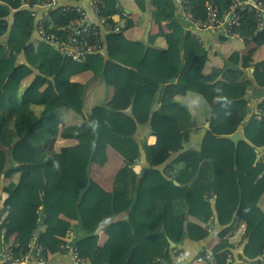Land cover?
I'll return each mask as SVG.
<instances>
[{
	"label": "trees",
	"instance_id": "trees-1",
	"mask_svg": "<svg viewBox=\"0 0 264 264\" xmlns=\"http://www.w3.org/2000/svg\"><path fill=\"white\" fill-rule=\"evenodd\" d=\"M39 1L0 0V202L4 194L12 203L9 212L0 210V216L22 222L17 235L21 249L27 250L33 233L45 226L38 241L47 257L60 250L74 223L83 232L78 253L92 264H110L126 250L127 263L156 264L160 258L174 264L180 261L185 238L205 240L210 234L207 226L219 224L220 243L212 255L220 264H230L228 235L245 221V254L262 256L264 94L255 109L260 119L255 111L251 114L246 96L248 89L264 91V59L255 61L234 51L227 59L230 64L221 66L213 47L210 55L199 37L185 29L176 0H151L154 23H166L168 30L150 31L148 40L128 34L141 28L138 24H147V0H136V19L122 13L121 0H99L101 16L112 21L123 14L120 23L112 21L121 30L108 36L109 42L119 36L121 49L114 56L96 54L77 62L34 39L35 18L22 6ZM208 3L224 12L231 0H186L201 19ZM45 22L48 34L65 38L61 9L51 11ZM257 26L256 16L247 12L236 31L249 44L264 38ZM85 73L101 75L120 107L86 109V83L78 80ZM172 78L176 81H169ZM192 92L209 105L205 114L210 125L200 149H184L199 122L179 97ZM57 99L83 120L54 132L45 127L32 132L43 120L51 123L57 117ZM156 102L160 106L154 110ZM148 123L158 138L154 145L138 136L139 126ZM243 124L246 139L236 144L230 135ZM60 139L75 142L57 149ZM24 140L33 152L16 161L13 152ZM141 146L147 164L138 174L134 163L141 159ZM109 149L123 159L112 190L90 175L92 164L108 162ZM25 176L28 182L22 187ZM116 198L129 202L125 221L106 227L102 243L95 232L117 218Z\"/></svg>",
	"mask_w": 264,
	"mask_h": 264
},
{
	"label": "crops",
	"instance_id": "crops-1",
	"mask_svg": "<svg viewBox=\"0 0 264 264\" xmlns=\"http://www.w3.org/2000/svg\"><path fill=\"white\" fill-rule=\"evenodd\" d=\"M176 1L178 3V14L181 15V2H180V0H176ZM82 3L87 7L88 12H89V16L91 17V19L97 20V16H96V13L93 9L91 0H83ZM135 5H136V0H121V2H120V7L123 10L122 13L128 14L133 19H136V17H139V14L135 15L133 13V9H134ZM147 6H148L147 13H146L147 24L144 26H141L140 24H138L141 28H136L134 30H131L129 33L127 32L129 35L135 37L136 39L141 38V39L148 40L150 31H152V33H155L159 30H163V32H166L168 30V28L166 27V23L162 24L161 26L154 23L152 16H151V11H152L151 0H147ZM123 14H118V15L114 16V18L120 23L121 17ZM184 27L186 29L185 23H184ZM195 34L199 37V39L203 43V45L206 48L210 49V55H212V47H213L214 55L218 56V58H219L218 63L220 65L225 63L222 61V59L225 58L224 56H226L225 59H228V56L232 52L237 51L235 43H230L229 45L223 44V41L226 42L227 41L226 39L229 37L224 36V35L222 36L221 33H216V32H212V31H198ZM223 37H225V38H223ZM238 39L243 40L242 38H238ZM157 40H159V42H162L163 39L158 38ZM109 47H110V54L108 53V55H107L108 57L114 56L115 54H117L120 51L121 47H120V42H119V36L111 38ZM260 48L255 49V55L256 56H259L258 52H259ZM260 60H263V59H260ZM260 60L258 59L255 61H260ZM100 93H101V91L96 92V95H95L96 101H101L104 99L103 96H99ZM263 94H264V91L255 92L252 89H249V91L247 92L246 97L249 100V104H250V107L252 110L251 114L253 113V111H255L258 103L261 101ZM112 97H113V92H112L111 96L109 95L106 98V102L104 105L111 106L114 108H119L120 107L119 101L117 100V98H112ZM179 98L184 103H186L187 105L190 106V108L193 110V112H194V114L197 117L198 122H199L198 127L191 132L188 140L184 143V149H200L201 145H202L203 137L206 134L207 130L209 129V125H210V122L206 119V114H205L209 105H207L208 103L205 102L206 101L205 97H203L197 93H194V92L189 93V94L184 95V96H180ZM60 103L61 102L59 99H57L55 101V104L57 105L58 110L60 107ZM159 106H160L159 102H156L155 106H154V110H157L159 108ZM67 114H68L70 121H72V122L67 123V122H64V120H60L57 117H52L51 123H48L47 121L43 120L39 125L35 126L32 129V132L41 128V127H45L49 131L54 132L59 127L61 128L63 125L75 124V123H79L83 120L82 116H80V119H76L75 115H72V113H67ZM150 127H151L150 123L140 125L139 129H138V136L147 140L148 144L154 145L157 142L158 138L155 134H153ZM32 132L29 134V136L32 134ZM243 134H244V132H243ZM58 142H59L60 146H64V145H68L70 143H73L75 141L72 139H60V140H58ZM32 152H33V149L28 144L27 140L19 142L17 144L16 150H15V153L18 156L17 159H19L20 157L23 158L25 156V154L32 153ZM176 153H178V152H175L173 154V156L177 155ZM108 154L110 156V149L108 151ZM259 157H260V155H259ZM109 160H110V157H109ZM109 160H108V162H109ZM118 163H119L118 164L119 166L114 170V172L112 174L107 175L105 171H103L100 175L98 174L99 180H96V181L99 182L101 185H103L108 190H111L113 188L112 185H113V180H114L115 174H116L117 170L119 169V167H121L123 165L122 157H121V160L118 159ZM134 164H135V168H136L137 173L141 174L143 171V167L147 163L143 162L142 159H140V160L136 161ZM105 165H103V166H105ZM100 166H102V165H100ZM27 182H28L27 177L25 176L24 179L22 180L21 186L22 187L25 186L27 184ZM128 206H129L128 201L116 198L115 199V209L118 213V216L113 221L107 223L106 227L112 226L115 222H117V220L122 221V222L125 221L124 217H125V213L128 209ZM11 208H12V203L7 201L6 196L4 194H2V200L0 202V210L5 209L6 212H9L11 210ZM0 220L1 221L3 220V224H2L3 230L0 232V243L2 242L3 239L10 240V241H18L17 235L21 231L22 222L19 220L5 221L4 217H1V216H0ZM106 227L104 229H102L100 232L96 233V234H99V236H100L99 241L102 243H104L107 239L108 234L105 231ZM44 229H45V226H41V228L39 230L43 231ZM222 229H223V227L221 225L214 224L212 226V232L209 234V237L205 240L195 241V240H192L190 238H185L184 241L182 242L181 246H180V248H182V250H183L184 259L180 260L174 264H191L193 262L194 258L196 257V255L198 254V252L202 248H205L208 250H213V248L218 243H220L219 233ZM245 230H246V222L240 221V224L228 235L232 254L234 255V257L238 263L264 264V257L263 256H259L257 258H248L246 256L245 246H246L248 239L245 236ZM65 234L66 235L63 237L66 240V242H65L66 247L65 248H63V249L61 248V244H62L61 243L59 245L60 250H58L54 253L48 254L47 257L44 256L45 261L43 263H38L34 256H30L25 264H78L74 260V253L71 249V246L75 245L78 248V242H79V240H82L83 232H81L80 226L78 224L73 223V224H71L70 229L68 231H66ZM128 254H129V250H126L122 253L116 254L112 258V261L110 264H134V260L131 261L130 263H127Z\"/></svg>",
	"mask_w": 264,
	"mask_h": 264
},
{
	"label": "built area",
	"instance_id": "built-area-1",
	"mask_svg": "<svg viewBox=\"0 0 264 264\" xmlns=\"http://www.w3.org/2000/svg\"><path fill=\"white\" fill-rule=\"evenodd\" d=\"M83 0H40L38 3L26 2L22 7L31 10L35 18L34 39L45 41L55 47L65 58L77 62L84 61L90 55L101 54L107 56L109 53L108 36L112 33L119 32L121 25H115L117 20L114 18L110 21L105 15H100V1L91 0L93 9L96 13L97 20L91 19L87 7L82 3ZM181 2V15L186 23V30L195 34L198 31H220L228 37L240 38V32L236 31L244 21L245 13L249 12L256 16L258 20L257 32L264 30V0H231V3L224 12H220L211 4L206 6V17L201 19L196 17L186 4V0ZM55 9H61L64 14V24L60 27L65 38L56 37L45 31V19L49 13ZM256 32V34H257ZM253 70V68L251 69ZM249 89L247 90V92ZM263 100V97L261 98ZM257 118L262 114L255 111ZM3 224V220H0ZM3 230V229H2ZM0 230V232L2 231ZM209 233L212 227L207 226ZM39 230L33 233L28 249L22 250L18 241L3 239L0 243V264H25L30 256H34L38 263L45 261L44 246L38 241ZM66 244L62 243L61 248ZM74 253V260L78 264H92L89 259L81 257L78 248L71 246ZM184 259L181 253L180 260ZM228 262L230 264L238 263L234 255L229 254ZM156 264H171L166 260L157 259ZM193 264H220L212 255V251L202 248L193 260Z\"/></svg>",
	"mask_w": 264,
	"mask_h": 264
},
{
	"label": "rangeland",
	"instance_id": "rangeland-1",
	"mask_svg": "<svg viewBox=\"0 0 264 264\" xmlns=\"http://www.w3.org/2000/svg\"><path fill=\"white\" fill-rule=\"evenodd\" d=\"M230 43H235L237 52H239L241 55H249L253 58V60L264 59V38L263 37H257L256 39L250 41L249 44H246V42L241 39L233 38V37H229L226 42L223 41L224 45L226 44L229 45ZM257 48H260L258 52L259 56L255 55V49ZM224 57L226 58V56ZM225 58L222 59V61L225 63L221 64V66H224L225 64L226 65L230 64ZM78 80L86 83V94H85V108L86 109L94 105L104 106L106 102V98L109 95L110 96L112 95L111 88L106 85L101 75L94 76L90 73H85L84 75H81L78 78ZM99 91H101L99 96H103L104 99L101 101H96L95 95H96V92H99ZM67 113H72V115H75L76 119H80L81 115H79L78 113L74 112L70 108L65 107L63 104L60 103V107H59L58 112L56 113V116L60 120H64V122L70 123L72 121H70ZM58 145H59V142H57L56 144L57 149L62 147ZM13 157L15 158L16 161H20V160H17L18 156L16 155L15 150L13 152ZM109 157H110V160L105 166H100L98 164H92L90 168V175L94 180H99L98 174L100 175L103 171H105L107 175L112 174L114 170L119 166L118 159L121 160V156L116 151H114L113 149H110ZM19 159H22V158L20 157Z\"/></svg>",
	"mask_w": 264,
	"mask_h": 264
},
{
	"label": "water",
	"instance_id": "water-1",
	"mask_svg": "<svg viewBox=\"0 0 264 264\" xmlns=\"http://www.w3.org/2000/svg\"><path fill=\"white\" fill-rule=\"evenodd\" d=\"M169 81H171V82H175V81H176V78H172V79H170ZM243 126H244V124L242 125V127H241L238 131H236V132H234L233 134L230 135V138H231L236 144H238V142H239L240 140H245V139H246L245 136H244V134H243ZM140 151H141V159H142V161L145 162V163H147V155H146V152H145L143 146L140 147ZM175 183H176L177 185L179 184V182L176 181V180H175ZM215 213H216V210H215ZM215 221H216V223H218V219H217V218H216ZM106 225H107V224L102 225V226H100L99 228H97V230H96L95 233L100 232L102 229H104V228L106 227ZM169 241H170V245H171V247H176V243H175L174 241H172L171 239H169ZM262 256L264 257V254H263Z\"/></svg>",
	"mask_w": 264,
	"mask_h": 264
},
{
	"label": "clouds",
	"instance_id": "clouds-1",
	"mask_svg": "<svg viewBox=\"0 0 264 264\" xmlns=\"http://www.w3.org/2000/svg\"><path fill=\"white\" fill-rule=\"evenodd\" d=\"M95 125L98 127V126H99V122H98V121H96V122H95Z\"/></svg>",
	"mask_w": 264,
	"mask_h": 264
}]
</instances>
